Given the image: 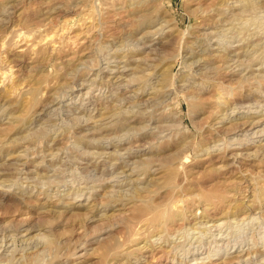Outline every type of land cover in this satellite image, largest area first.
Returning <instances> with one entry per match:
<instances>
[{"label":"rangeland","instance_id":"374dc122","mask_svg":"<svg viewBox=\"0 0 264 264\" xmlns=\"http://www.w3.org/2000/svg\"><path fill=\"white\" fill-rule=\"evenodd\" d=\"M247 1L0 0V264H264V0ZM201 48L244 80L190 100ZM220 192L256 210L193 220Z\"/></svg>","mask_w":264,"mask_h":264},{"label":"bare ground","instance_id":"6f19581e","mask_svg":"<svg viewBox=\"0 0 264 264\" xmlns=\"http://www.w3.org/2000/svg\"><path fill=\"white\" fill-rule=\"evenodd\" d=\"M9 1V0H8ZM18 1V0H17ZM261 1V0H260ZM243 2V1H242ZM242 4V3H241ZM241 4H239V5H241ZM256 2L255 1H253V0H249V1H247L245 4H244V8H255V6H256ZM243 5V4H242ZM233 6V5H232ZM15 7V6H14ZM61 7V6H60ZM222 7V6H221ZM237 9V8H236ZM241 10H243V8L241 9ZM245 10V9H244ZM246 12V11H245ZM216 13V12H215ZM239 13L240 12H236L235 14H233V16H238L239 15ZM217 14V13H216ZM242 15H243V13H241ZM240 14V15H241ZM203 15V14H202ZM205 16V15H204ZM232 18H234V19H238V18H236V17H232ZM145 19V18H144ZM149 19V18H148ZM152 19V18H151ZM219 19V18H218ZM153 20V19H152ZM220 20V19H219ZM218 20V21H219ZM148 21H150V20H145L144 22L145 23H147ZM212 21V20H211ZM231 21V20H230ZM220 22H221V20H220ZM219 23V22H218ZM238 23V22H237ZM148 24V23H147ZM207 24V23H206ZM150 25V24H149ZM152 26H154V24H151ZM151 25H150V27H151ZM237 25V24H236ZM148 26V25H147ZM149 27V26H148ZM163 27V26H162ZM242 27V26H241ZM254 28V27H253ZM197 32V31H196ZM201 32V31H200ZM211 32V31H210ZM207 33V32H206ZM233 33V32H232ZM264 33V32H263ZM195 34V33H194ZM200 35H202L201 33L199 34L198 32H197V34H195L194 35V37L189 41L190 42V45H188V46H190V48H191V46L194 44V43H197V41H200V39L202 38ZM214 35V34H213ZM201 37V38H200ZM204 37V36H203ZM203 39V38H202ZM205 39V38H204ZM216 40V39H215ZM201 42V41H200ZM203 42V41H202ZM247 42V41H246ZM252 42V41H251ZM249 43V42H248ZM247 43V44H248ZM254 43V42H253ZM200 43L198 42V44H197V46L199 45ZM255 44H256V42H255ZM250 45H252L251 43H250ZM200 46V45H199ZM247 46H249V45H247ZM189 48V47H188ZM194 47H192V49H193ZM197 48V47H196ZM252 49H254L253 47H251ZM206 49H208V48H206ZM226 49V48H225ZM241 51L240 52H242V56H248L249 55V52H248V49L249 48H245V45H243V46H240V48H239ZM111 50V49H110ZM198 50V49H197ZM200 50H202V48L200 49ZM210 50V49H209ZM235 49H233V51H234ZM191 51V50H190ZM193 51V50H192ZM195 51V50H194ZM199 51V50H198ZM197 51V52H198ZM251 51V50H250ZM197 52H195V53H197ZM232 52V51H231ZM239 52V51H238ZM202 56L201 57H199V60L198 61H200L198 64H197V69L198 70H200V75H199V81H197L196 82V84H194L193 83V85L189 88V90H188V95H189V97H190V100L191 99H194V101H196V100H200V101H202V100H204V98L209 94V93H212V91H213V87L214 86H217V85H215V84H217L218 82H220V83H224V82H229V81H235L234 79H236V78H239V81L241 80V77L243 76H240L238 73H236L235 71H234V69L233 68H231L230 69V67H232L230 64H228V62H224V63H227L226 65L225 64H222V65H216L213 61L211 62V58L213 57V54L211 53V52H206L205 51V49L204 50H202L201 51V53H200ZM233 54H235V53H233ZM233 54H230L229 56L231 57V56H234ZM186 55V54H185ZM215 55V54H214ZM236 55V54H235ZM195 56V55H194ZM193 56V57H194ZM229 56H226V57H229ZM253 56V55H252ZM188 57V56H187ZM196 57V56H195ZM230 57L228 58L229 60H230ZM227 59V58H226ZM227 59V60H228ZM232 59V58H231ZM234 59H236V58H234ZM237 59H238V57H237ZM242 61V60H241ZM38 62V61H37ZM185 62V61H184ZM231 62V61H230ZM237 62V61H236ZM40 63H37V64H35L34 66H32V68L34 67V68H36L37 66H40L39 65ZM237 65V64H236ZM239 67V66H238ZM33 68V69H34ZM238 72V71H237ZM198 76V75H197ZM243 78V77H242ZM163 79V78H162ZM161 79V80H162ZM264 79V78H263ZM244 80V79H243ZM243 80H241V81H243ZM158 84H160L159 82H158ZM225 84V83H224ZM231 85V84H230ZM184 88V87H183ZM7 89V88H6ZM186 89V88H185ZM122 92V91H121ZM155 92V91H154ZM186 92V91H185ZM127 91H125V92H123V93H120V95H123V96H127ZM258 93V92H257ZM132 96V95H131ZM131 98V97H130ZM159 98V97H158ZM160 101V100H159ZM156 102V101H155ZM158 102V101H157ZM13 105V104H12ZM45 106V105H44ZM195 107H196V105H195ZM108 108V107H107ZM121 108V107H120ZM118 110H119V108H118ZM122 110V109H121ZM121 110H119V111H121ZM142 110V109H141ZM4 111V110H3ZM119 111H117V108H111V112H114L115 114H117V112H119ZM14 112V111H13ZM122 112V111H121ZM126 112V111H125ZM133 112V111H132ZM131 112V113H132ZM226 112V111H225ZM102 113H104V112H102ZM129 113V112H128ZM133 113H136V111L135 112H133ZM145 113V112H144ZM108 114V113H107ZM114 114V115H115ZM119 114H121V113H119ZM138 114V113H137ZM137 114H135L136 116H138L139 114H140V116L141 115H144L143 114V112H139V114L137 115ZM226 114H227V112L223 115V116H226ZM109 115V114H108ZM119 116V115H118ZM116 117V116H115ZM241 117V116H240ZM257 117V116H256ZM139 118V117H138ZM117 119V118H116ZM249 119H250V117H249ZM262 119V118H261ZM135 120V118H134V116H133V114H130V116L129 115H127V114H125V113H123V114H121V116H119V118L117 119V121L115 122L116 124V126L120 129V130H124V129H128V131H129V129L131 128L132 129V126H131V122L132 121H134ZM137 120V119H136ZM237 120V119H236ZM256 121H258V120H256ZM255 121V119H254V121L253 120H251V122H249V124L250 125H252V124H254L253 122H256ZM96 122V121H95ZM236 122V121H235ZM257 124L259 123V121L258 122H256ZM112 124V123H111ZM114 124V123H113ZM112 124V125H113ZM256 124V125H257ZM101 125H103V124H101ZM255 125V126H256ZM104 126V125H103ZM102 126V127H103ZM105 126H107V125H105ZM110 127H111V125H109ZM97 127V126H96ZM101 127V128H102ZM104 128V127H103ZM111 128H113V127H111ZM110 128V129H111ZM114 129V128H113ZM258 130V129H257ZM111 131H112V129H111ZM113 132V131H112ZM202 145V144H201ZM213 145H215V144H213ZM219 145V144H218ZM213 146L212 145H210V144H206V146L203 148H201L200 149V151L201 152H199L197 155H195L196 157L197 156H202V155H208L209 157H211L210 156V154L212 153V151H213ZM256 151H259V150H256ZM262 151V152H261ZM260 152H261V155L262 154H264V149H260ZM240 154L239 153H234V156H239ZM216 156H218V157H215L216 159H220L221 158V156L222 155H216ZM22 158V157H21ZM184 159V161H183V163L184 162H186L187 160H190V158H189V156H187V157H185V158H183ZM211 160H213L212 158H211ZM188 162V161H187ZM146 164V163H145ZM218 166V165H217ZM200 166H199V164H197V165H195V166H193L191 169L192 170H194L195 171V169H197V168H199ZM160 170V171H159ZM219 170V169H218ZM153 171V170H152ZM155 171H158V172H161L162 170H161V168L160 167H157L156 168V170H154L153 172L154 173H156ZM214 171H216V170H214ZM233 171V170H232ZM122 172V171H121ZM153 173V174H154ZM156 177H158V176H156ZM152 180V179H151ZM154 182V181H153ZM261 182V181H260ZM151 183V182H150ZM146 185V184H145ZM262 185V184H261ZM2 186V185H1ZM140 187V186H139ZM243 187V186H242ZM234 188V187H233ZM237 189H238V186H237ZM138 190H140V188H138V187H136L135 186V188H134V190H133V194L131 193V197H134L137 193H138ZM239 190H240V188H239ZM141 191V190H140ZM143 191V190H142ZM238 191V190H237ZM235 192V191H234ZM94 193V192H93ZM93 195V194H92ZM138 195V194H137ZM213 195V194H212ZM214 195H216V194H214ZM120 196V195H119ZM214 197V198H213ZM233 197H234V195H233ZM129 198V197H128ZM206 198V200L204 201V202H207V203H205V206H204V208H203V210H202V214H197L198 212H196L195 210H191V215H192V219L194 220L195 218H197V219H195V220H197V221H199L198 220V216H202L203 217V219L204 218H207V219H213L214 217H217V216H219V214H220V217L219 218H225V217H229V216H234V217H240V216H245V217H248V216H250L251 215V213H253L255 210H256V206L254 205V204H252V203H248V204H245V203H243L242 202V200L240 201V200H238V199H236L235 197H234V199H226V197H225V195H224V192H220V194H219V196L217 197H215V196H211V197H205ZM230 198V197H229ZM88 199V198H87ZM226 199V200H225ZM255 199H256V197H255ZM48 200V199H47ZM117 201V200H116ZM115 203V202H114ZM122 203V202H121ZM220 203H222L223 205H224V209L222 210V211H220L219 213H216V214H211V210L213 209H221V207L220 206H222V205H219ZM258 203H259V205H260V207H262V205H263V203H264V187H262V189H260V194L258 195ZM110 204V203H109ZM191 206V205H190ZM187 209H188V207H187ZM195 209V208H194ZM189 211H190V209H189ZM215 212V211H214ZM153 213V212H152ZM142 214V213H141ZM188 214V211L186 210V213L185 214H179L178 216H180L182 219H183V217H186V216H188L187 215ZM264 214V213H263ZM212 215V216H211ZM175 217L177 218V214L176 215H173V217H171V218H169L168 219V222H170V221H172V222H174L176 219H175ZM202 217H201V219H202ZM189 218V217H188ZM189 219H191V218H189ZM206 219V220H207ZM187 219H185V221H186ZM205 220V219H204ZM175 223V222H174ZM190 223V222H189ZM196 223V222H195ZM169 224V223H168ZM203 228V227H202ZM155 234V233H154ZM204 235V234H203ZM65 244V243H64ZM164 244V243H163ZM142 245V244H141ZM146 245V244H145ZM142 246V248H146V246ZM108 248V247H107ZM142 250V249H141ZM133 251H134V249H132V250H129V251H127L128 252V255L130 254H133ZM135 251H136V249H135ZM127 252H126V254H127ZM144 252V251H143ZM137 253V252H136ZM117 254V253H116ZM111 255H113V254H111ZM239 256V255H238ZM8 257V256H7ZM31 258H33L32 256H30ZM30 257H28V259L30 258ZM243 261V260H242ZM11 263V262H10ZM26 263H28V262H26ZM51 264V263H50ZM111 264V263H110Z\"/></svg>","mask_w":264,"mask_h":264}]
</instances>
